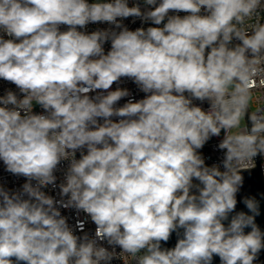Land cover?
I'll return each mask as SVG.
<instances>
[{"label":"clouds","instance_id":"obj_1","mask_svg":"<svg viewBox=\"0 0 264 264\" xmlns=\"http://www.w3.org/2000/svg\"><path fill=\"white\" fill-rule=\"evenodd\" d=\"M260 2L0 0V80L17 90L0 95V162L25 180L0 185V264H112L117 248L138 264H255L260 208L245 199L248 211H236L243 177L232 162L264 151V116L218 145L223 171L202 149L238 126L264 75V25L237 27ZM129 18L149 26L131 30ZM230 103L225 118L217 105ZM62 208L85 214L94 233L81 222L77 234Z\"/></svg>","mask_w":264,"mask_h":264},{"label":"built area","instance_id":"obj_2","mask_svg":"<svg viewBox=\"0 0 264 264\" xmlns=\"http://www.w3.org/2000/svg\"><path fill=\"white\" fill-rule=\"evenodd\" d=\"M135 0H130V5L134 3ZM141 8L144 9L145 5L141 2L140 4ZM124 23L131 29L135 30L137 27H147L149 25L142 24L141 21L137 18H129L128 20L124 21ZM259 25H264V0H261L260 5L257 7L256 11L253 13L251 18H246L244 23L242 25H237V27H240L244 29L249 35L252 33L255 27ZM106 27V25H89L88 31H93L97 28H103ZM239 41L233 40L232 44L229 45L230 47L235 46L238 44ZM106 49L109 47V45L105 46ZM238 82L236 81V85ZM117 87V85H114L113 88ZM119 87H125L128 88L132 94L137 98H142L143 93H141L136 85L127 79L122 80ZM236 88V87H235ZM234 89H227V95L225 96V101H231L232 100V94L235 92ZM7 90H13L17 91L15 86L10 84L9 82L0 80V95H3ZM254 94L253 101L255 106V111L251 112L252 114H257L258 116H264V75H257L253 78V87L249 89L248 96L250 94ZM248 96H247V104H248ZM127 98L122 100L120 103L121 105L125 103ZM194 104L201 106L205 111L210 110V104L211 102L205 101L203 104H201L200 101H193ZM249 106V104H248ZM235 104H228V112H224L223 107L221 105H217V112L220 113V115L227 118L228 115L233 113L235 111ZM250 109V107H249ZM36 111H41L39 107L36 108ZM231 128H221L219 136L212 137L204 146L202 149V155L206 161V164L208 166L218 165L221 166V171H223L222 167V161L225 158V152L220 150L218 145L227 139L228 137H235L238 135H249V127L248 124L244 127L240 128V131L232 134ZM259 136L261 138H264V133H260ZM259 142V141H258ZM260 157H261V164L263 168L264 173V151L260 150ZM255 155L254 156H244L241 159L234 160L233 166L239 170L242 168H251L255 165ZM67 168V163H62L60 166V170L57 171V184L61 183L64 178V170ZM25 183V180L23 177L15 176L9 172L6 171L5 166L2 162H0V185H3L6 189L10 190H18L21 188V186ZM45 191L53 196L55 199L60 200V192L58 187H49L45 189ZM62 214L67 218L68 224L70 227L73 228L77 234H80V231L78 229V224L83 222L84 224V232H87L89 235H92L94 233L95 225L88 219V217L85 216V214L77 213L74 209L71 208H62L61 209ZM107 247V245H105ZM117 258L112 261V264H138V257L133 258L131 255L128 254H122L120 252V249H116ZM144 253L141 252L139 255H143Z\"/></svg>","mask_w":264,"mask_h":264},{"label":"water","instance_id":"obj_3","mask_svg":"<svg viewBox=\"0 0 264 264\" xmlns=\"http://www.w3.org/2000/svg\"><path fill=\"white\" fill-rule=\"evenodd\" d=\"M239 83V81H237ZM246 119L247 124L249 127V132L251 134L252 122L249 119L251 116V112L249 106L247 104V111H246ZM259 143V142H258ZM255 165L251 168H242L237 170L238 173L243 177V184L240 188L237 199L238 204L236 211H245L247 212L248 209L246 208L243 201L245 199H255L260 208V215L256 216V223L260 227L261 231H264V173L261 164V157H260V150H257V154L255 155ZM176 243V235L173 234L171 239L167 242L165 247H174ZM214 264H220L219 258H216ZM255 264H264V252H262L255 262Z\"/></svg>","mask_w":264,"mask_h":264},{"label":"rangeland","instance_id":"obj_4","mask_svg":"<svg viewBox=\"0 0 264 264\" xmlns=\"http://www.w3.org/2000/svg\"><path fill=\"white\" fill-rule=\"evenodd\" d=\"M235 87H236V81H234L232 84H230L228 86V89H234ZM253 97H254V94H252V93L248 96V104L250 107V112H253L256 109L254 106L255 103L253 101ZM245 125H247V119H246L245 115H242L239 119L238 126L232 127L231 133L235 134V133L239 132L240 128L244 127Z\"/></svg>","mask_w":264,"mask_h":264}]
</instances>
